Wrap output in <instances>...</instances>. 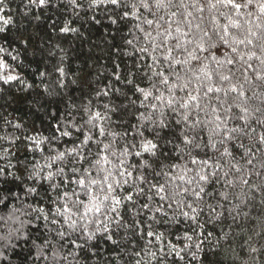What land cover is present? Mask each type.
I'll list each match as a JSON object with an SVG mask.
<instances>
[{
    "label": "snow or ice",
    "instance_id": "6c2138e0",
    "mask_svg": "<svg viewBox=\"0 0 264 264\" xmlns=\"http://www.w3.org/2000/svg\"><path fill=\"white\" fill-rule=\"evenodd\" d=\"M0 264H264V0H0Z\"/></svg>",
    "mask_w": 264,
    "mask_h": 264
}]
</instances>
